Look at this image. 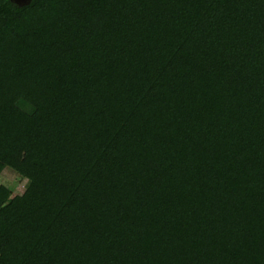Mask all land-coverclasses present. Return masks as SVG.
Returning a JSON list of instances; mask_svg holds the SVG:
<instances>
[{
  "label": "trees",
  "instance_id": "trees-1",
  "mask_svg": "<svg viewBox=\"0 0 264 264\" xmlns=\"http://www.w3.org/2000/svg\"><path fill=\"white\" fill-rule=\"evenodd\" d=\"M0 0V264H264V0Z\"/></svg>",
  "mask_w": 264,
  "mask_h": 264
},
{
  "label": "rangeland",
  "instance_id": "rangeland-1",
  "mask_svg": "<svg viewBox=\"0 0 264 264\" xmlns=\"http://www.w3.org/2000/svg\"><path fill=\"white\" fill-rule=\"evenodd\" d=\"M27 1L28 0H15L14 2L18 5H23ZM0 184L8 188H11L16 193V192H21L23 183L11 171L5 168L0 173Z\"/></svg>",
  "mask_w": 264,
  "mask_h": 264
}]
</instances>
